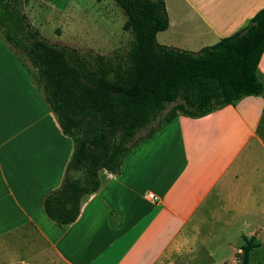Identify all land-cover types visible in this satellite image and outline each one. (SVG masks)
<instances>
[{
    "label": "crops",
    "instance_id": "crops-1",
    "mask_svg": "<svg viewBox=\"0 0 264 264\" xmlns=\"http://www.w3.org/2000/svg\"><path fill=\"white\" fill-rule=\"evenodd\" d=\"M163 1L168 27L156 42L192 53L244 30L264 8V0ZM0 52L18 73L0 80V264H153L196 216L217 232L264 230V95L199 118L179 113L119 175L102 172L75 222L55 225L42 201L62 185L74 144L21 62ZM257 76L264 84V53Z\"/></svg>",
    "mask_w": 264,
    "mask_h": 264
},
{
    "label": "trees",
    "instance_id": "trees-1",
    "mask_svg": "<svg viewBox=\"0 0 264 264\" xmlns=\"http://www.w3.org/2000/svg\"><path fill=\"white\" fill-rule=\"evenodd\" d=\"M125 16L128 49L112 56L49 44L27 22L24 0H0V38L25 67L74 148L62 185L42 201L59 227L76 221L98 191L102 172L125 159L179 113L190 118L264 95L257 69L264 53V8L249 25L197 53L156 42L168 27L163 0H112ZM253 247H243L247 256Z\"/></svg>",
    "mask_w": 264,
    "mask_h": 264
},
{
    "label": "rangeland",
    "instance_id": "rangeland-1",
    "mask_svg": "<svg viewBox=\"0 0 264 264\" xmlns=\"http://www.w3.org/2000/svg\"><path fill=\"white\" fill-rule=\"evenodd\" d=\"M23 11L31 28L49 44L108 57L128 49L131 35L123 29L125 16L112 0H24ZM0 46L11 58L30 67L27 59L17 56L1 38ZM17 74L0 52V80L10 83ZM199 218H192L175 233L153 264H264V230L217 232L209 225V217H204V223ZM248 241L253 248L246 256L243 247Z\"/></svg>",
    "mask_w": 264,
    "mask_h": 264
}]
</instances>
